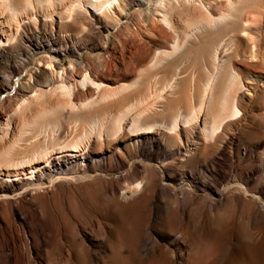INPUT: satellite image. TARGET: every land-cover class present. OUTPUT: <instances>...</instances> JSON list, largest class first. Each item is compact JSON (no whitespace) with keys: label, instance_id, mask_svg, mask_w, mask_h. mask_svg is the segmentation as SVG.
Masks as SVG:
<instances>
[{"label":"rangeland","instance_id":"1","mask_svg":"<svg viewBox=\"0 0 264 264\" xmlns=\"http://www.w3.org/2000/svg\"><path fill=\"white\" fill-rule=\"evenodd\" d=\"M31 1H13L18 20L14 16L9 21L6 12L0 15L13 35L0 46V131L9 118L13 126L5 136L0 133V147L10 142L8 146H16L13 153L27 155L38 146L73 143L83 148L90 143L89 156L104 161L90 165L98 170L91 179L74 184L56 175L41 178L45 191L76 185L85 207L76 200L70 206L57 202L51 214L42 205L45 218L35 226L44 233L46 245L34 251L32 260L22 257L20 264H264V0H234L231 7L226 0H203L213 6L214 18L234 16L214 30L206 22L196 25L206 13L199 0H187L189 6L171 16L178 36L159 17L152 20L156 0H123L122 16L120 0L121 9L112 7L100 21L85 15L91 28L75 24L73 12L68 13L75 0ZM29 2L32 8L25 7ZM101 24L111 30L101 33ZM185 32L190 35L186 43L165 59ZM35 45H52L58 54L36 50ZM158 53L163 59L149 66ZM51 65L56 72H66L72 84L88 73L114 94L102 101L105 89L77 86V102L60 94L57 100L49 93L15 116L21 95L27 98L37 89H49L39 71L49 72ZM210 79L212 88L206 90ZM231 104L238 111L233 116ZM178 116L176 143L170 129ZM214 121L220 126L210 139L202 129ZM144 127L155 131L159 150L147 147L140 154L133 148L129 135ZM216 136L227 159L204 151ZM98 140L104 149L95 145ZM114 151L117 161L111 157ZM213 158L219 164L214 165ZM144 174L147 180L139 196L122 202L118 194ZM108 188L119 191L110 195ZM78 223L79 238L72 235ZM8 254L0 248V264Z\"/></svg>","mask_w":264,"mask_h":264},{"label":"bare ground","instance_id":"2","mask_svg":"<svg viewBox=\"0 0 264 264\" xmlns=\"http://www.w3.org/2000/svg\"><path fill=\"white\" fill-rule=\"evenodd\" d=\"M13 1L15 2V0H12V2ZM32 1H31V4H32ZM36 1L38 2V0H36ZM45 1L52 3V1H54V0H52V1L51 0L50 1L45 0ZM59 1H61V0H59ZM119 1L120 0H104V1H101V0H75V4H73V5L70 4L67 8V11H68V13H71V11L73 12V16H74L73 19H74L75 24H77L79 26L91 28L92 24H91V22H89L91 20L88 21V19L85 15L91 17L92 19H97L100 21V19L105 17L106 13L111 11L112 7L116 8V9H118V8L121 9L120 8L121 4H119ZM147 1L148 0H138V4H145ZM167 1L156 0L155 1L156 4L154 5L153 10L150 12V15L152 17V20H155L154 17H159L160 18L159 21L164 26L165 25L169 26V28L171 30H173L172 33L176 34L177 33V32L175 33L176 28L172 24L173 22L171 23V19H172L171 16H173V14L177 12L176 10L179 11V8H180V12H181V10L185 9L186 6H189L190 3L187 4V0H183V1H180V0L174 1L173 0L174 3L170 2V1L167 2ZM227 1H228L227 5H229L230 7L233 6L234 0H226V2ZM12 2H11V0H0V6H1L0 15H2V12H4L3 16L7 13L10 16V18L8 17L9 21L11 19H14V16H16V19H17V15L19 13V11H17V8L15 9L13 7L14 2H13V4H12ZM26 2H27V0H26ZM120 2L123 5L124 1L121 0ZM44 3H46V2H44ZM49 3H47L46 6H49L51 4V3L50 4ZM192 3H194V2H192ZM195 3H196V1H195ZM195 3L193 5H195ZM197 3H198V6L200 8H202L201 10L205 11V13H206V16H205V14L203 16L201 15L202 17L205 16L206 18L202 19V17H201L200 20L198 22H196V25H198V26L202 22H206L209 26H213L210 28H213V30H214V27H216L214 25L218 24V26H219L220 23L222 25L225 20H228V18L232 16V15L229 16L227 13V15H220L219 14L220 16H218V18L217 17L214 18L216 15H213L214 13L213 14L210 13V10H212V8H213V6L211 4L204 3L203 0L202 1L199 0ZM236 3H234V5ZM31 4L29 2L25 5V7H30ZM183 4H186V5H183ZM219 5H220V3H219ZM219 5L218 4L215 5V8H216V6H219ZM18 6L20 7V5H18ZM181 6H182V9H181ZM229 6L227 8H229ZM125 7H126L125 5L122 6L121 13H120L121 16L123 15V12L125 11ZM193 7H195V6H193ZM30 8H32V6ZM30 8H29V11H30ZM36 8H38V7H36ZM60 8H61V6H60ZM63 8H65V7H63ZM229 9H232V8H229ZM26 10H28V9H26ZM31 10H33V9H31ZM69 10H71V11H69ZM67 11H65V12L67 13ZM228 12H230V11H228ZM224 13H226V11ZM239 13H240V11H239ZM7 14H6V16H7ZM221 14H223V13H221ZM233 17L234 16H232L231 18L233 19ZM231 18H229V19L231 20ZM70 19H72V18H70ZM32 20L34 21V19H32ZM70 21H72V20H70ZM13 22H15V20ZM117 24H118V22L115 21L113 29L115 28V26ZM8 25H10V24H8V21L3 22L2 16H0V46L3 45L2 44L3 42H8L9 40H11V38L13 36L11 34V31H10L11 29L8 28ZM99 25H100V23H99ZM201 25H203V23ZM209 26H208V28H209ZM98 29L101 33H108L109 30H111L108 24H101V26ZM196 29H197V26H196ZM199 29H200V27H199ZM194 31H195V29H194ZM198 32H200V31H198ZM175 36H178V34H176ZM181 36H182L181 39L178 38V40L175 41V44L171 47L172 52L171 53L165 52L164 58L165 57L166 58L171 57L173 54H175V52L177 50H179L181 47H183V45L186 43V41L190 35L187 36L186 32H185ZM192 38L193 37H191V39ZM41 46L35 45L34 49H36V50L44 49L47 52H50L53 54H58V51L54 50L52 45L48 46L47 48H42ZM220 47H219V49H220ZM222 48L220 49L221 51H222ZM162 57H163V55H162ZM162 57L160 54L157 55L156 57H154V59L152 60V62L150 63L149 66H151V64L155 66L156 64L160 63V61L163 59ZM52 65H54V64H52ZM52 65L50 66L51 71H49V72L46 71V69L49 68L47 65H46L47 68L45 67L46 68L45 70L43 69V70L39 71L40 77L47 79L45 86L49 89L45 90L44 88L39 87L40 89L35 90V93H32V95H30L27 98H23L21 95L19 100H17L18 105L15 108V112H14L15 116H16V113L17 114H21V113L23 114L24 111L29 110L31 108V106L36 104L37 102L39 103L40 101L42 102V100L44 101V99L46 98L45 96H48L49 93H52V94H49L50 96L51 95L54 96L56 94V97L59 94L62 97H64V96L72 97V99L74 97V99H75L74 101H76L77 98H75L74 90H75V87H77V86H80V88L85 87V85L95 86L96 89L101 88L102 90L105 88L106 89L111 88L110 86L105 85L102 82H100V83L94 82V80H92V78H90L88 73H85L84 75L81 74V75H83V77L80 80L75 81L72 84V82H68L69 77L68 78L66 77V72H64V71L61 72V70H59L61 73L56 72L52 69ZM69 65H70V63H69ZM69 65H68V67H69ZM63 69H64V67H63ZM68 70H70V68ZM63 74H65L64 75L65 77L63 76ZM72 76H70V77L72 78ZM212 82H213V79H210L209 81H207L206 90H207V88H210L211 85H213ZM69 83H71V84H69ZM48 86H50V87H48ZM29 87H30V85H29ZM106 89L102 91L101 96L98 95L100 97L99 99H101L102 101L105 97H107V95L111 96L110 93L112 91L109 92ZM82 96H84V95L82 94ZM62 97H60V100ZM57 98H55V99H57ZM68 99L71 100V98H68ZM57 100H59V98ZM79 102H80V98H79ZM97 102H98V100H97ZM55 103H56V101H55ZM67 103L70 105L71 102L68 101ZM92 103L93 102H90V104H92ZM62 104L65 105L66 103L63 102ZM81 104H83V106L84 105L86 106L87 103H85V104L81 103ZM64 105H62V106H64ZM73 105H75V102ZM73 105L71 104L72 109L75 108V107L73 108ZM94 105H96V104H94ZM231 105H232V111H230V114H231L230 116H233L238 111L235 107V104H231ZM83 106H82V108H83ZM55 107H57V106L55 105ZM80 107L81 106H79V108ZM86 107H88V106H86ZM86 107H84V108H86ZM229 108H230L229 110H231V107H229ZM52 109H50V111ZM200 110H201V108H199V111ZM149 112H151V111H149ZM140 115H141V113H140ZM10 116H11V114H10ZM139 117H137V118L139 119ZM178 119H179V116L174 118L172 127L170 129V131H171L170 134L173 135L172 140H174L176 143H178L180 141V134L178 131L180 128V126H179L180 123L178 124ZM190 119H191V117H190ZM135 120L136 119H134L132 121L136 122ZM9 121H10V118L5 121L6 124L4 125L5 129L2 131L3 133L0 131V133L4 134L3 136H5V134H7L8 131H10L11 127H13L10 125ZM137 122H138V120H137ZM212 125L213 126H210V127L204 126L202 129V132L207 137L215 135V133L218 129V126H220V125L215 124V121L212 123ZM214 125H217V126L215 127ZM120 128H118V130H121ZM132 128H134V130H135V128H139V126H132ZM143 129L145 131H143ZM143 129L141 128L142 132L136 133L134 135H132V134L129 135V137H131V139L133 137L132 141H133V148L135 149V151L137 153L141 154L143 152H146L147 147L149 149H152V150H159L160 145L158 144V141L155 139V136H154L155 131L154 130L150 131L151 127L150 128L144 127ZM132 130L133 129H131V131ZM110 131H112V130H110ZM170 131L168 130V132H170ZM97 135H102V134L97 133ZM91 137H93V136H91ZM98 137H100V139H102L101 136H98ZM209 138H207V139H209ZM96 139H97V137H96ZM210 139H212V137ZM2 140H3V137L2 138L0 137L1 142H3ZM9 140L11 141V139H9ZM217 140H218V136H216V140L214 141L215 143L214 144L212 143V145H210V146L209 145L206 146L204 148V151H208V152L211 151V153L215 152V153H217V155H220L224 159H227V155H226L227 152L225 153L224 149L217 145ZM98 141L95 143V145L99 149H102L105 144L103 145L102 140L101 141L98 140ZM90 142H92V141H90ZM206 142H207V140L205 141V143ZM9 143L8 144L6 143L7 144L6 146H5V144H3L0 147V243H1L0 248L3 249L5 252L9 253L6 256L4 264H11L12 261L15 264H20L22 262V257L27 256L29 258V260H32L34 253H35L34 251L37 248H41V247H44L46 245L45 244L46 241L44 239V233L41 230H38L35 226L37 223H40L41 221H43V219L45 218L43 215L42 209H41L42 205H46L49 208L51 214H52L53 209L55 208V205L57 202H63V203H66L68 206H70L72 204V201L76 200L77 204L81 208L85 207L84 195L80 191V188H78L76 185H72L71 186L72 188L67 190V191L58 190V189H55V190L52 189L51 191H45L44 188L39 184L41 182V178L51 177L53 175H56V176H58V180L73 182L72 184H74L76 182L85 181V180L91 179L93 177V175L98 171L97 169H95V166L98 167L99 163L104 161V159L102 157H93L92 158L89 156L90 149L92 147V144H90V143H88L86 146L83 145L84 146L83 148H80L77 144L73 145V143H72V145L70 143H68L71 146L70 145L67 146L68 144L66 146H64V145L60 146L57 144H54V145L51 144L52 146H50V147L49 146L45 147L47 145L38 146L35 149H32V150L29 149L31 151H30V154L28 153L27 155L25 152L24 153L20 152L21 155L17 154V153H13V150L16 146L15 147L14 146H12V147L8 146ZM196 143H195V145H196ZM82 144H83V142H82ZM199 144H200V142H199ZM114 152H115L114 154L112 153L113 156H111V154L109 156H111L112 159L117 161L115 154H118V152L117 151H114ZM213 161L215 162L214 165L219 164V160H217L216 158H213ZM92 164H95V166L90 167V165H92ZM73 168H75L77 170L76 173H72ZM84 172L87 174V176L81 175ZM145 180H147V177L144 174L139 182L128 184L127 187H125L122 190V192H120L118 194L119 199L122 200V202H123V201H127L129 199H133V198L139 196V194L141 193V191L143 189V186H141V185H142V183H144L143 181H145ZM54 182H56V181H54ZM54 182H51V183L54 184ZM118 191L116 188H108L106 190V192L110 195L117 194ZM69 203H71V204L69 205ZM79 225H80V223H78V226L74 227V232H72V235H74L78 238H79V228H78ZM79 240L82 242V245H84L83 244L84 241H82L81 239H79ZM21 245H24L27 250L22 249L20 247Z\"/></svg>","mask_w":264,"mask_h":264}]
</instances>
